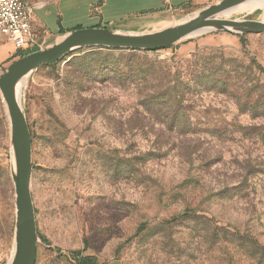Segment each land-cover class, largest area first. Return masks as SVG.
<instances>
[{
	"label": "rangeland",
	"instance_id": "obj_1",
	"mask_svg": "<svg viewBox=\"0 0 264 264\" xmlns=\"http://www.w3.org/2000/svg\"><path fill=\"white\" fill-rule=\"evenodd\" d=\"M220 1L105 29L155 33ZM219 18L264 22V10ZM38 33L25 52L0 35V79L14 58L68 34ZM20 96L36 264H77L83 252L123 264H264V33L214 30L159 51L78 49L31 74ZM15 167L0 91V264L15 251Z\"/></svg>",
	"mask_w": 264,
	"mask_h": 264
},
{
	"label": "water",
	"instance_id": "obj_2",
	"mask_svg": "<svg viewBox=\"0 0 264 264\" xmlns=\"http://www.w3.org/2000/svg\"><path fill=\"white\" fill-rule=\"evenodd\" d=\"M248 0H223L201 11L194 18L159 32L132 35L105 28H83L72 31L47 50L32 53L13 62L0 79V91L7 105L11 120L12 140L19 180L15 176L17 234L19 233L23 262L15 261L16 248L9 264H36L38 231L35 208L31 194L32 138L21 107L17 86L31 74L45 66H52L70 52L82 48L108 47L134 50L159 51L190 37L214 30L237 33H264V22L231 21L219 16ZM16 245V244H15ZM18 249V248H17Z\"/></svg>",
	"mask_w": 264,
	"mask_h": 264
},
{
	"label": "crops",
	"instance_id": "obj_3",
	"mask_svg": "<svg viewBox=\"0 0 264 264\" xmlns=\"http://www.w3.org/2000/svg\"><path fill=\"white\" fill-rule=\"evenodd\" d=\"M212 1L219 0H61L56 8L42 5L34 7L35 36L39 31L51 37H59L84 27L110 28V25L117 22L161 15L190 5H202ZM15 54V50L11 47L9 57ZM22 57L14 58L13 62ZM83 256L95 258L97 264H123V261L118 259L103 262L90 254Z\"/></svg>",
	"mask_w": 264,
	"mask_h": 264
},
{
	"label": "built area",
	"instance_id": "obj_4",
	"mask_svg": "<svg viewBox=\"0 0 264 264\" xmlns=\"http://www.w3.org/2000/svg\"><path fill=\"white\" fill-rule=\"evenodd\" d=\"M34 8L25 0H0V35L17 52L35 45Z\"/></svg>",
	"mask_w": 264,
	"mask_h": 264
},
{
	"label": "bare ground",
	"instance_id": "obj_5",
	"mask_svg": "<svg viewBox=\"0 0 264 264\" xmlns=\"http://www.w3.org/2000/svg\"><path fill=\"white\" fill-rule=\"evenodd\" d=\"M258 8H262L264 10V0H248L247 2L243 3L242 5H239L235 8H232L231 10L226 11L223 13L221 16L229 17L233 14H241V13H246V12H251L254 11ZM25 81H22L18 84L17 86V94L21 91V87L24 85ZM15 176L17 177V181L19 180V165L18 162L16 161V167H15ZM17 232V230H16ZM15 248H16V253H15V261L18 262H23V256L21 252V247L20 245V238H19V233L16 236V243H15ZM18 248V249H17Z\"/></svg>",
	"mask_w": 264,
	"mask_h": 264
},
{
	"label": "trees",
	"instance_id": "obj_6",
	"mask_svg": "<svg viewBox=\"0 0 264 264\" xmlns=\"http://www.w3.org/2000/svg\"><path fill=\"white\" fill-rule=\"evenodd\" d=\"M84 252L81 254H77L75 259L77 260V264H97L96 259L93 257L83 256Z\"/></svg>",
	"mask_w": 264,
	"mask_h": 264
}]
</instances>
